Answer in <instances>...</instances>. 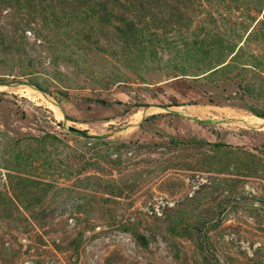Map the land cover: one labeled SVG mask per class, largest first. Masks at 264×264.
Returning a JSON list of instances; mask_svg holds the SVG:
<instances>
[{
  "label": "rangeland",
  "instance_id": "374dc122",
  "mask_svg": "<svg viewBox=\"0 0 264 264\" xmlns=\"http://www.w3.org/2000/svg\"><path fill=\"white\" fill-rule=\"evenodd\" d=\"M256 118L264 0H0V264H264Z\"/></svg>",
  "mask_w": 264,
  "mask_h": 264
},
{
  "label": "water",
  "instance_id": "95a60500",
  "mask_svg": "<svg viewBox=\"0 0 264 264\" xmlns=\"http://www.w3.org/2000/svg\"><path fill=\"white\" fill-rule=\"evenodd\" d=\"M206 121H209V120H206ZM200 122H205L203 120H200ZM58 124L63 127L65 126V123L63 122H58ZM67 129L73 133H77L78 135H85V136H88V137H99L98 135H91L89 134L88 130L87 129H78L76 127H73V126H68Z\"/></svg>",
  "mask_w": 264,
  "mask_h": 264
},
{
  "label": "bare ground",
  "instance_id": "6f19581e",
  "mask_svg": "<svg viewBox=\"0 0 264 264\" xmlns=\"http://www.w3.org/2000/svg\"><path fill=\"white\" fill-rule=\"evenodd\" d=\"M250 124H251V126H254L258 129H262L264 131V120L262 118H256L254 120H251Z\"/></svg>",
  "mask_w": 264,
  "mask_h": 264
},
{
  "label": "trees",
  "instance_id": "16d2710c",
  "mask_svg": "<svg viewBox=\"0 0 264 264\" xmlns=\"http://www.w3.org/2000/svg\"><path fill=\"white\" fill-rule=\"evenodd\" d=\"M257 116H258V117H262V118H263V116H261V115H258V114H257Z\"/></svg>",
  "mask_w": 264,
  "mask_h": 264
}]
</instances>
